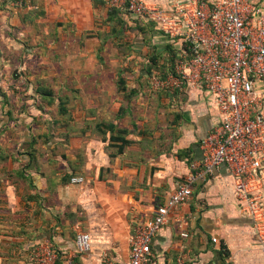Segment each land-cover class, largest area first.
<instances>
[{
    "label": "crops",
    "instance_id": "crops-1",
    "mask_svg": "<svg viewBox=\"0 0 264 264\" xmlns=\"http://www.w3.org/2000/svg\"><path fill=\"white\" fill-rule=\"evenodd\" d=\"M145 1L168 8L172 0ZM252 1L264 10V0ZM114 8L103 0L0 4V77L22 83L3 87L8 101L0 97V264H34L30 252L45 240L61 251L57 264H103L105 251L126 260L136 223L166 203L221 122L207 90L151 87L146 39L162 53L168 37ZM225 165L172 211L152 243L160 260L264 264ZM80 232L91 235L89 250L78 251Z\"/></svg>",
    "mask_w": 264,
    "mask_h": 264
},
{
    "label": "built area",
    "instance_id": "built-area-1",
    "mask_svg": "<svg viewBox=\"0 0 264 264\" xmlns=\"http://www.w3.org/2000/svg\"><path fill=\"white\" fill-rule=\"evenodd\" d=\"M103 1L153 22L168 38L180 40L173 71L150 76L154 90H207L221 118L201 141L202 159L190 164L189 174L152 218L134 226L128 258L118 261L105 251L103 264H192L183 254L160 260L152 243L172 211L191 200L194 184L222 164L236 180L244 214L264 250V10L252 0H172L168 8L145 0ZM72 182L83 184L85 179L75 177ZM90 240L88 232L78 233V251L89 250ZM29 257L34 264H57L61 251L45 240Z\"/></svg>",
    "mask_w": 264,
    "mask_h": 264
},
{
    "label": "trees",
    "instance_id": "trees-1",
    "mask_svg": "<svg viewBox=\"0 0 264 264\" xmlns=\"http://www.w3.org/2000/svg\"><path fill=\"white\" fill-rule=\"evenodd\" d=\"M114 9L117 13H119L120 15H123V13L120 9H118V8H114ZM136 23L140 27H144V26L148 27V28L154 27V29H156L154 23L146 20L145 18H137ZM168 41H169L168 42L169 44L166 47L167 49L164 52L160 53V52H158L155 45L153 47L152 42H151V38L146 39V43L149 44L148 45L149 53L147 56L148 61L143 63V64H144V69L148 74V78H150V76L154 75V74H156L158 76L159 75L160 76H166L171 71H173L176 58L178 56L179 50L181 49L180 48L181 42L178 38H176V39L168 38ZM126 69L128 70L129 67L120 69V72L126 71ZM131 71H133V70H131ZM125 80H127V78H120L119 83H121V85L124 86ZM36 84H37V87L39 88V92L42 94V97L49 100V103L53 102L54 101L53 91H51V89L50 90L48 89L46 81L38 79ZM11 87L16 89L15 84L12 85ZM2 89L0 88V95H2V96L5 95L4 98L6 99V101H8L7 95ZM126 97H129V96H126ZM59 99H60V113L62 115H65L66 113H68L67 109H66V105H65V99L63 97H59ZM109 128L111 130H113L114 126L111 125ZM120 139L123 140V143L128 142L127 140H124V138H120ZM2 161L5 162V161H7V159L3 158L2 160H0V162H2Z\"/></svg>",
    "mask_w": 264,
    "mask_h": 264
},
{
    "label": "rangeland",
    "instance_id": "rangeland-1",
    "mask_svg": "<svg viewBox=\"0 0 264 264\" xmlns=\"http://www.w3.org/2000/svg\"><path fill=\"white\" fill-rule=\"evenodd\" d=\"M129 18V17H128ZM149 49H147V51H148ZM46 65V67H48L49 65L48 64H45ZM13 68H14V66H11L10 67V72H12V70H13ZM141 68V67H140ZM4 70V66H3V64H0V72L1 71H3ZM8 70V71H9ZM9 74H11V73H9ZM7 75V77L8 78H2V77H0V88L2 89L3 87H5V88H8V87H11V85H10V83L12 82V83H15V84H17L18 82H15V80H13V78H11L10 79V75ZM18 85L19 86H21L22 85V83H18ZM2 95H0V97H1Z\"/></svg>",
    "mask_w": 264,
    "mask_h": 264
}]
</instances>
